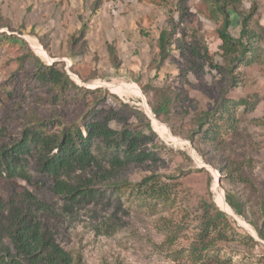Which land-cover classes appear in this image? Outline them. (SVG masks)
<instances>
[{
	"label": "rangeland",
	"instance_id": "1",
	"mask_svg": "<svg viewBox=\"0 0 264 264\" xmlns=\"http://www.w3.org/2000/svg\"><path fill=\"white\" fill-rule=\"evenodd\" d=\"M168 1L173 9L179 4L182 10V15L174 10L172 24L167 20V4L152 5L142 0H101L96 10L95 0H0V34L5 32L16 38L11 43L0 38V98L4 100L0 110V142L9 143L16 138L29 123L31 114L81 126L92 106L91 95L80 103L50 105V96L40 86H29V77L35 72L31 65L24 62L25 72H17V60L22 56H33L47 66L59 62L70 80L84 90L104 89L109 96L98 108L118 113L117 120L109 123L114 130L131 124L129 111L120 109L124 103L144 112L154 132V137L137 149V153H148L141 163L120 165L114 154L104 151L98 143L93 144L95 162L83 170L74 168L64 177L78 187L93 186L96 193L90 203L78 204L48 193L41 196V206L32 209L35 222L41 234L67 257L55 264H264V241L247 221L219 204L218 197L225 201L224 190L230 187L225 181L220 183L225 175L200 154L209 150V155L217 159L230 149L236 151L245 166L251 168L256 190L264 197V0H240L228 7L231 36L239 38L246 18L247 30L252 35L250 40L243 39L249 52L235 65L238 83L226 99L246 104H230V120L225 122L233 138L231 142L218 143L215 149L207 144L201 146L198 136L191 143L188 136L194 129L195 114L213 110L226 86L224 70L229 63L221 57V42L216 33L221 18L203 0ZM163 30L173 34L171 51L157 68L156 42ZM34 44L47 57L38 54ZM110 48L117 64L111 61ZM23 84L26 99L7 98L8 92L19 95ZM147 86L168 87L182 94L180 110L170 124L160 123L148 113L147 108L150 112L151 109ZM122 87L124 92L118 90ZM125 87L130 88L129 92ZM24 164L34 183L45 181L44 177L34 175L31 158ZM151 174L160 175L161 182L168 185L165 201H153L135 187L120 194L101 188L102 183L109 181L136 184ZM26 189L33 190L21 180L8 183L0 179L3 254L14 253L8 234L15 209L21 211L20 195ZM257 201L260 203L261 198ZM209 204L226 217L209 234L211 250L193 255L190 247L201 239L205 216L214 214L212 207L207 208ZM252 212L250 220L259 219L257 206Z\"/></svg>",
	"mask_w": 264,
	"mask_h": 264
},
{
	"label": "trees",
	"instance_id": "2",
	"mask_svg": "<svg viewBox=\"0 0 264 264\" xmlns=\"http://www.w3.org/2000/svg\"><path fill=\"white\" fill-rule=\"evenodd\" d=\"M142 1L152 5L167 4L170 8L167 12V14L169 13L167 20L170 24L173 23L172 18L176 11L182 15L181 6L176 4L175 9H173L171 7L172 2L168 0ZM203 1L208 2L213 7L212 11L221 18V25L216 33L221 42L219 46L222 53L221 57L227 60L229 64L228 68L224 70V75L227 78L226 86L221 89L218 102L210 112L195 114L192 120L194 129L188 136V141L192 143L198 136L201 146L207 144L215 149V145L218 143L222 141L231 142L229 140L233 138L230 128L226 125V122L230 120L228 118L230 104L238 107L245 103H233L226 99V94L234 89L238 83L237 77L234 75L235 65L241 62L249 52V47L243 42V39L249 37L248 40H250L252 34L247 30L249 18L243 20L238 39H234L229 33L232 22L228 7L240 3V0ZM100 3L101 0H95L94 10L100 6ZM172 35L170 31L163 30L158 36L156 42L158 52L155 56L157 68H160L169 58ZM0 38L4 39V43H11V40L16 39L13 34L7 35L5 32L0 34ZM109 52L111 61L117 64L113 49L110 48ZM203 54L208 60L207 48L203 49ZM17 62L18 73L25 72L24 62L31 65V70L35 72L31 76L29 75V86H40L41 90L50 96L47 102L51 103L52 106H65L67 105L66 101L80 103L86 95L92 96V106H89L81 126L77 124L65 125L59 120L39 119L31 114L29 123L27 122L26 126L19 130L16 138L11 139L9 143L0 142V179L8 183L21 180L33 189L32 191L26 189L20 195L22 199L18 202L21 211L15 209L11 219L12 229L8 234L14 253L3 254L0 250V264H55L58 261L66 260L67 257L66 253L56 246L51 239L45 238L41 234L40 228L35 222L33 214L35 210L32 209L41 206V196L48 193L61 199L76 201L78 204L90 203L96 193L95 188L69 184L64 177L70 174L74 168L83 170L95 162L92 153L93 144L98 143L104 151L111 155L114 154V160L120 165L124 162L127 164L141 163L148 153H137V149L141 145H146L154 137V132L151 120L144 112L137 107L124 103L120 104V109L129 111L132 119L131 124L122 125L119 131L111 128L109 123L117 120L118 113L114 111L106 113L98 108L100 103L105 101V96H109V94L102 88L84 90L75 85L63 71V65H60L59 62H53L47 66L33 56H22ZM24 86L25 84L21 85L19 95L8 92L7 98L25 97L26 99L28 96L27 92L24 91ZM145 90H147L146 94L149 95L152 116L160 123L170 124L175 117V112L180 110L179 104L182 101V94L168 87L153 88L147 86ZM71 91L74 94L69 96ZM3 103L4 100L0 98V110ZM219 115L225 117V120H221ZM209 153V150L200 151L207 163L225 175L220 178V183L225 181L230 187L229 190H224L225 202L234 214L247 221L254 228L258 238L264 241V197L260 191L256 190L257 186L251 175V168L245 166L241 155L232 149L217 159L212 158ZM28 158H31L35 165L34 175L44 177V182L34 183L31 180L32 174L24 164ZM101 185V188L115 194L137 188L139 193L146 194L153 201H165V192L167 193L168 187L165 182H161V176L155 174L144 177L136 184L121 180L118 182L109 181ZM259 197L261 198L260 203L257 201ZM1 203L2 199L0 198ZM256 206L259 210V219L252 221L249 218V213H253L252 211ZM210 207H212L214 214L209 215L208 213V216H205L206 218L202 222L201 239L190 247L193 255H203L211 250L213 244L212 240H209V234L217 229L218 222L225 220V213L215 209L212 204L207 205V208Z\"/></svg>",
	"mask_w": 264,
	"mask_h": 264
},
{
	"label": "bare ground",
	"instance_id": "3",
	"mask_svg": "<svg viewBox=\"0 0 264 264\" xmlns=\"http://www.w3.org/2000/svg\"><path fill=\"white\" fill-rule=\"evenodd\" d=\"M34 49H35V51L38 53V54H40L41 56H43V57H47V55H46V53L43 51V49L42 48H40V47H38V46H36L35 44H34ZM48 59V58H47ZM130 88H124V90L126 91V92H129L128 90H129ZM118 90H120L121 92H124L123 91V87L122 88H120V89H118ZM118 92V91H117ZM132 92L134 93V94H136V95H139V91L137 90V89H133L132 90ZM147 108V107H146ZM147 111H148V113L149 114H151V112H150V110L147 108ZM159 126V125H158ZM160 128V127H159ZM157 129H158V127H157ZM159 130V129H158ZM166 134V133H165ZM218 201H219V204L225 209V210H227V212L229 211L230 213H232L231 211H230V208L228 207V205L225 203V201L223 200V198H222V196H219L218 197Z\"/></svg>",
	"mask_w": 264,
	"mask_h": 264
}]
</instances>
